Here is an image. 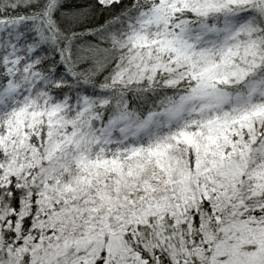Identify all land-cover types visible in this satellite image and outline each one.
I'll return each instance as SVG.
<instances>
[{
    "label": "snow or ice",
    "instance_id": "snow-or-ice-1",
    "mask_svg": "<svg viewBox=\"0 0 264 264\" xmlns=\"http://www.w3.org/2000/svg\"><path fill=\"white\" fill-rule=\"evenodd\" d=\"M0 264H264V0H0Z\"/></svg>",
    "mask_w": 264,
    "mask_h": 264
}]
</instances>
